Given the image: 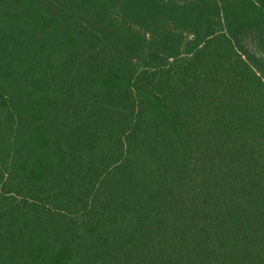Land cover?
I'll list each match as a JSON object with an SVG mask.
<instances>
[{
  "label": "trees",
  "instance_id": "trees-1",
  "mask_svg": "<svg viewBox=\"0 0 264 264\" xmlns=\"http://www.w3.org/2000/svg\"><path fill=\"white\" fill-rule=\"evenodd\" d=\"M0 264H264V0H0Z\"/></svg>",
  "mask_w": 264,
  "mask_h": 264
},
{
  "label": "rangeland",
  "instance_id": "rangeland-1",
  "mask_svg": "<svg viewBox=\"0 0 264 264\" xmlns=\"http://www.w3.org/2000/svg\"><path fill=\"white\" fill-rule=\"evenodd\" d=\"M246 44L248 45V47L255 52L257 55L262 56V53L260 52V50L256 47L255 43L252 41V39L250 37L247 38L246 40Z\"/></svg>",
  "mask_w": 264,
  "mask_h": 264
}]
</instances>
